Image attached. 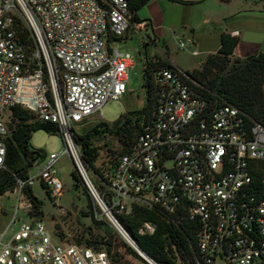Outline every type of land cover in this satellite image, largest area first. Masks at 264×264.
Wrapping results in <instances>:
<instances>
[{"label": "built area", "instance_id": "built-area-1", "mask_svg": "<svg viewBox=\"0 0 264 264\" xmlns=\"http://www.w3.org/2000/svg\"><path fill=\"white\" fill-rule=\"evenodd\" d=\"M133 17L129 0H0V172L14 107L56 125L66 145L61 154L36 162L33 176L18 180L15 215L0 236V264H113L106 249L69 242L32 215L27 191L36 181L62 197L56 166L65 154L97 219H106L124 240L131 236L119 218L136 206L181 212L200 226L196 264H264V179L260 186L254 181L264 166V125L248 122L232 104L204 97L187 72L152 69L156 105L150 122L99 188L88 175L75 125L103 118L104 105L126 95L135 59L113 42L137 29ZM194 44L180 41V49ZM156 230L144 222L138 233ZM126 243L147 264H158Z\"/></svg>", "mask_w": 264, "mask_h": 264}, {"label": "trees", "instance_id": "trees-1", "mask_svg": "<svg viewBox=\"0 0 264 264\" xmlns=\"http://www.w3.org/2000/svg\"><path fill=\"white\" fill-rule=\"evenodd\" d=\"M150 1L152 0H129V3L134 15L133 22L135 24L145 23V28L151 32V21H141L137 16L139 9ZM147 37L150 42H155L153 33H148ZM221 40L220 50L209 55L201 69H195L187 74L199 85L196 89L204 97L212 101L221 100L232 104L246 116L248 122L254 121L264 125V53L244 59L237 58L234 51L239 44V39L224 33ZM163 67L173 68L175 66L162 59L147 64L144 74L147 102L144 108L124 114L113 124L102 121L82 135L77 134L74 130L82 162L86 170L93 171L99 180L105 179V175L103 169L97 167L96 164L100 160L101 150L109 147L107 139L114 137L118 143L116 151L111 149L107 151L108 154H111L107 155V158L117 155L110 168L113 172L117 159L131 147L137 136L143 131V127L150 122L156 105L151 71ZM8 126L10 133L6 138L5 169L0 172V196L12 193L18 180L28 179L35 163L47 157L44 150L32 147L33 135L38 131L61 135L60 129L56 125L38 122L32 112L21 106L12 109ZM104 141L105 145L102 146L101 143ZM73 177L76 182L82 180L75 173H73ZM263 179L264 166L254 174L256 185L260 186ZM84 187L87 191L86 186ZM27 193L33 206L32 215L43 218L42 202L34 195L31 188ZM92 203L90 197L88 211L83 213V217H92L94 226L104 229L106 233L103 236L94 235L93 228L89 227L79 235L76 242L106 249L112 256L113 264H121L119 255L113 251L116 247L115 231L112 229L113 232L109 228L110 223L106 219L99 220L95 217V207ZM119 220L140 248L158 264H178V258L182 259L183 264H196V260L199 258L197 241L200 226L187 215L181 212L166 215L157 208L149 209L144 206H136L130 215L120 217ZM144 222H153L157 225L154 235L142 236L138 233V229ZM124 246L135 258L143 261L127 243Z\"/></svg>", "mask_w": 264, "mask_h": 264}, {"label": "rangeland", "instance_id": "rangeland-1", "mask_svg": "<svg viewBox=\"0 0 264 264\" xmlns=\"http://www.w3.org/2000/svg\"><path fill=\"white\" fill-rule=\"evenodd\" d=\"M220 1L221 0H206L202 4L194 5L191 9H194L195 20L198 21L202 9L201 7H203L204 4L206 9L216 10L220 5ZM142 16H144L143 13ZM219 27L220 25L212 23L205 25L202 24L197 28V32H213L215 29H219ZM148 33L151 32L145 28V23L137 24V29L132 30L126 39L113 42V47L118 48L123 53H130L135 59V66L129 73V81L127 83L128 91L119 101H109L104 105L102 108L103 118L99 117V115H95L86 123L75 125L74 130L77 134H84L90 128L102 121L113 124L124 114L144 108L147 102L144 75L147 64L157 58L165 59L166 57L164 55H168V50L176 62V65L181 70L192 72L195 69L202 68L207 54L201 53V55L195 57L193 55V50L196 49L190 46L185 50L180 49V41L187 42L191 38L189 30L180 29L175 33L170 32L164 41H155L154 43L148 40ZM198 51L200 52L201 50L199 49ZM107 143L109 147L101 150V157L96 166L103 169L104 175H111L112 170H110V168L117 155L107 158V155H111L108 154L107 151L109 149L116 151L118 149V143L114 137L108 138ZM103 144L105 145V141L101 143L102 146ZM31 145L34 149L44 150L48 157L51 154H61L66 149L62 135H52L44 131H38L33 135ZM77 148L80 149L79 146H77ZM56 168L58 170L59 178L64 185L62 197H52L39 181H36L32 188L34 195L43 204L42 210L44 217L42 220L47 227L69 242H76L79 235L85 232L89 227L93 228L94 235H105L106 232L104 229H99L94 226L92 217H83V213L88 211L90 197L84 187L85 184L83 183V180L76 182L73 177V173L78 177H80V174L76 171L70 155L65 154L62 156L58 161ZM36 170V167L33 168L30 171V176H33L36 173ZM87 173L95 186L99 188V177L93 171L88 170ZM92 204L94 205V203ZM16 206L17 199L12 193L9 192L0 196V236L6 230L15 215ZM59 208H63L67 212V215L60 213L58 210ZM97 213L99 214V212H95L96 218H98ZM21 217L26 222L30 220L25 215H21ZM109 228L111 230L114 229L115 231L112 230L115 234L114 241L116 245L113 251L119 255L121 264H147L145 261L135 258L130 253L129 249L124 246L126 241L111 223Z\"/></svg>", "mask_w": 264, "mask_h": 264}, {"label": "crops", "instance_id": "crops-1", "mask_svg": "<svg viewBox=\"0 0 264 264\" xmlns=\"http://www.w3.org/2000/svg\"><path fill=\"white\" fill-rule=\"evenodd\" d=\"M206 0H152L137 12L141 21H151V33L155 41H164L170 32L175 33L180 29L189 30L196 51L207 54L206 58L217 53L222 45V35L231 34L239 39L234 55L237 58H247L264 53V1L263 0H221L216 10L201 7L200 17L195 20L194 5L202 4ZM142 13L144 16H142ZM255 14V15H254ZM257 14V15H256ZM217 24L219 29L213 32L198 33L197 28L202 24ZM128 34L123 38L126 39ZM198 49V50H197ZM195 51V50H193ZM166 60L171 65H176L169 50ZM196 57V56H195ZM180 69V68H179Z\"/></svg>", "mask_w": 264, "mask_h": 264}, {"label": "water", "instance_id": "water-1", "mask_svg": "<svg viewBox=\"0 0 264 264\" xmlns=\"http://www.w3.org/2000/svg\"><path fill=\"white\" fill-rule=\"evenodd\" d=\"M129 240L134 244V245H136V247H138V249H139V251L141 252V253H143L144 255H147L137 244H136V242L131 238V237H129ZM137 252V251H136ZM148 256V255H147Z\"/></svg>", "mask_w": 264, "mask_h": 264}, {"label": "bare ground", "instance_id": "bare-ground-1", "mask_svg": "<svg viewBox=\"0 0 264 264\" xmlns=\"http://www.w3.org/2000/svg\"><path fill=\"white\" fill-rule=\"evenodd\" d=\"M125 238V240L128 242V243H131L132 245H133V243L128 239V237L126 236V237H124ZM135 246V245H134ZM136 247V246H135Z\"/></svg>", "mask_w": 264, "mask_h": 264}]
</instances>
